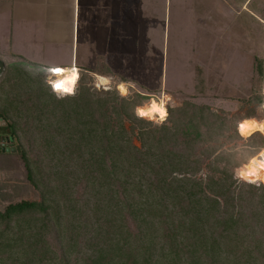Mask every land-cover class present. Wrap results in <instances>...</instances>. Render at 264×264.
<instances>
[{
    "label": "trees",
    "instance_id": "1",
    "mask_svg": "<svg viewBox=\"0 0 264 264\" xmlns=\"http://www.w3.org/2000/svg\"><path fill=\"white\" fill-rule=\"evenodd\" d=\"M7 66L0 72V120L18 151L0 154V173L22 165L40 200L0 210V264H264V187L244 191L225 168L210 164L205 167L218 176L197 177L199 155L169 144L174 124L146 127L134 116L144 105L137 99L148 97L91 93L79 86L81 73L75 95L58 100L47 84L50 68L24 60ZM20 74L43 77L35 110L46 126L57 119V129L43 130L42 139L50 177L60 185L37 177L33 149L21 143L28 125L12 121L13 100L1 99L5 83ZM192 119L180 129L187 147L201 137ZM79 181L86 199L71 200V184ZM58 194L62 202L54 199ZM51 230L60 253L47 240Z\"/></svg>",
    "mask_w": 264,
    "mask_h": 264
},
{
    "label": "rangeland",
    "instance_id": "2",
    "mask_svg": "<svg viewBox=\"0 0 264 264\" xmlns=\"http://www.w3.org/2000/svg\"><path fill=\"white\" fill-rule=\"evenodd\" d=\"M242 1L244 0H235L236 3ZM257 1L253 0L249 9H252ZM12 5L14 3L11 0H0L1 73L7 70L8 64H14L23 58L30 64L39 63L38 65L50 69L55 66L73 67L75 63L72 60V48L73 45L76 47L77 39L78 65L75 67L79 70L81 67L85 68V65L100 69L102 56L93 58L89 55L88 29L85 26L89 13L88 16L87 12L84 14V8H80L79 23L73 28L74 0L65 1V8H60L63 14L47 12L45 8L40 7L30 8L29 5L25 8L20 4L18 16L19 13L27 14L28 22L21 24V33L13 45L11 36L15 32H10ZM207 7L210 9L208 26L204 23V16L201 18L203 12L204 15L207 13ZM215 7H222L221 2L134 0L129 4L114 7L113 25L107 39V62L103 60L102 64L108 69L116 70L114 77H111L113 81L108 88L97 87L93 85L94 74L79 70L80 74L82 73L79 86L89 88L91 93L116 91L123 97L139 94L148 97L145 100L137 99V102L144 105L152 99L159 101L162 96H168L166 110L173 111L163 122L141 118L135 112L134 116L144 121L146 127H171L174 124L172 131L176 132V136L174 139L169 137V144H174L179 150L192 149L193 153L199 155L202 170L197 177H217L218 173H210L205 167L210 164L220 169L225 168L244 191L251 187L260 189L264 187V183L241 182L234 178L233 173L241 169L248 159L257 155L264 146L263 134L256 133L249 138H242L237 132L239 122L246 117L264 121V110L260 107L264 103V24L257 20L255 25L249 27V34L241 30L242 39L240 47H237L227 31L219 38L220 34L216 32ZM103 15L104 10L99 9L97 20L103 18ZM231 17L230 14V23L233 19ZM240 19L245 20V15ZM225 25L228 26L227 23ZM97 26L94 37L98 42L97 50L101 52L104 38L108 35L106 36L102 26L99 27V23ZM247 36H250V39ZM14 52L21 54L23 58L16 56ZM145 68H148V71H145ZM26 77L31 78L27 80ZM37 77L39 76L36 74H20L13 80L10 78L13 83H5L1 99L13 100L12 121L19 122L20 128L25 123L28 125L26 133L21 134V143L26 149H33L29 157L38 162L40 173L37 177L51 182L50 186L60 185L62 181L58 176L50 177L51 161L50 157L46 156L42 139L43 130L53 132L57 129V119H49L50 126H46L47 120L35 110L38 103L37 90L40 87L45 88V85L41 84L43 77ZM0 78L3 79L1 75ZM119 83L126 84V95H121L118 91L116 85ZM139 84H145L146 87ZM0 104L2 105V102ZM46 111V108H42V113ZM190 117H193L192 121L197 125L201 137L187 147L181 143L180 129ZM36 119H40V122ZM126 125L128 126L127 123ZM135 132H138V128H135ZM161 135L162 133H157V136ZM56 161L52 162V165L57 164L53 171L60 168L59 161ZM25 174L22 165L17 166L7 176L0 173L4 176L0 179L1 211L10 203L40 200V192L31 186ZM83 186L80 181L76 185L71 184L68 198L86 199L81 195ZM53 197L56 201H63L60 194ZM47 240H50L53 248L60 253L61 244L55 230H51Z\"/></svg>",
    "mask_w": 264,
    "mask_h": 264
},
{
    "label": "crops",
    "instance_id": "3",
    "mask_svg": "<svg viewBox=\"0 0 264 264\" xmlns=\"http://www.w3.org/2000/svg\"><path fill=\"white\" fill-rule=\"evenodd\" d=\"M14 5L11 6V11H10V19H11V24H10V32H15L12 36H11V42L12 45L16 42L17 36L19 35V33H21L20 26L22 23H27L28 22V17L27 14L25 15H20L18 16V12H19V6L20 4L23 5L25 8H27L26 6H30L36 8H45L47 10V12H54L55 14L60 13L63 14V12L60 10L61 7H64V3L66 0H11ZM134 0H74V7H73V28L76 25V23H79L80 20V8H84V14L87 12V16L89 13V17H87L88 21L85 23L86 28L88 29V50H90V54L92 55L93 58H95L96 56H102L100 58H102V64H103V60L104 62H107V46L109 45V41L107 40L108 37H110L108 35V32L111 31L112 29V23H113V8L114 7H120L122 6L124 3L129 4L130 2H132ZM221 2L222 7L220 8H216L215 9V23H217V28H216V32H218V34H220V37L224 36V33L226 32L227 34L231 35V39L235 40L234 41V45H236L237 47H240V42L242 39L241 36V30L244 33H250L249 32V27L251 25H255L256 21L259 20L261 23L264 24V0H258L257 3L255 4V6L252 9H249V6L251 5L253 0H244L241 3L240 2H235V0H218ZM250 1V2H249ZM84 5V7H83ZM99 9H103L104 10V15L103 18H99L97 20V15H98V10ZM120 10L122 8H119ZM207 13L204 15V12L202 14V19L204 16V23L206 26L209 25V14H210V9L209 7L206 8ZM66 14V13H65ZM230 14L232 15L231 18L232 19V23H230L228 21V17L230 16ZM243 15H245V20L244 19H240ZM67 16V15H66ZM227 18V21H225V19ZM235 18L237 20H235ZM209 19V20H208ZM240 19V21L238 20ZM64 20L66 21V18L64 16ZM99 21V22H98ZM229 22V23H228ZM99 23V27L102 26L105 30L106 33V38H104V44L101 47V52H98V42H97V38L94 37V34L98 28L97 24ZM225 23H227L228 26L225 25ZM229 28V29H226ZM248 28V30L246 29ZM22 35V34H21ZM8 37H9V33H8ZM250 36H247L248 39ZM6 41V39H5ZM78 50H79V46H78V39H77V44L76 47L75 45H73L72 48V60L75 63V66H77V62H78ZM239 51V50H238ZM14 54L20 58H23L21 56V54L14 52ZM75 58V60H74ZM99 58V59H100ZM19 60H24L27 62L26 59H19ZM39 64V63H38ZM100 65V69L97 70L96 67L95 68H91V67H87L85 65H83L85 68H79V70L83 73H92L94 75H102V74H97L96 72H107L109 73L111 76H105V77H114V74H116V70L114 69H108L103 65ZM55 67H60V66H55ZM52 67V68H55ZM64 68H68V66H64ZM145 71H148V68L144 69ZM104 76V75H102ZM142 85L143 87H146V85L144 84H139ZM162 86V84H161ZM6 124L4 122H2L0 120V137H6V138H10L8 135V131L5 128ZM2 175V174H1ZM0 175V179H2V177Z\"/></svg>",
    "mask_w": 264,
    "mask_h": 264
},
{
    "label": "clouds",
    "instance_id": "4",
    "mask_svg": "<svg viewBox=\"0 0 264 264\" xmlns=\"http://www.w3.org/2000/svg\"><path fill=\"white\" fill-rule=\"evenodd\" d=\"M78 68L70 67L67 69H60L55 71L53 76L55 82L49 86L52 89L54 95L57 98H64L66 95H75V86L78 80ZM106 82L104 80L101 81ZM169 103V97L162 96L159 99L158 106L153 104L148 111H139L137 115L139 117H152L158 116L160 122H163L167 117L166 105ZM264 109V103L260 105ZM238 130L241 136L251 134L252 131L264 132V121H245L240 123ZM234 178L241 182H247L252 184L264 183V150L259 151L257 156L248 161L242 169H239L233 173Z\"/></svg>",
    "mask_w": 264,
    "mask_h": 264
},
{
    "label": "bare ground",
    "instance_id": "5",
    "mask_svg": "<svg viewBox=\"0 0 264 264\" xmlns=\"http://www.w3.org/2000/svg\"><path fill=\"white\" fill-rule=\"evenodd\" d=\"M77 68V67H76ZM54 69H56V71H60V69L62 70V69H67V68H64V67H55ZM78 78H79V75H80V72L78 71ZM94 79H95V83L93 84L94 86H97V87H101V88H108L110 85H111V83H112V81H113V78H111V77H105V76H101V75H95L94 76ZM102 80H104V81H106V82H101ZM55 82V81H54ZM53 82V83H54ZM116 87H117V89H118V91H120V93H121V95H126L127 94V86H126V84H124V83H119V84H117L116 85ZM165 96V95H164ZM168 97V96H167ZM158 102L159 101H156V100H154V99H152V100H150L147 104H145V105H143V106H139V107H137L136 108V110H135V113H136V115H137V113L139 112V111H148V110H150V108H151V106L153 105V104H157V106H158ZM264 110V109H263ZM138 116V115H137ZM141 118H146V119H149V120H156L157 119V121H160L159 120V117L158 116H155V115H153L152 117H141ZM165 120V119H164ZM245 121H257V120H255V119H253V118H249V119H243V120H241L240 122H239V124L240 123H243V122H245ZM239 124H238V126H239ZM238 126H237V132H238V134L240 135V133H239V130H238ZM256 133H261V134H263V136H264V132H262V131H252L251 132V134H249V135H246V136H241L242 138H249V137H251L252 135H254V134H256ZM262 150H264V146H263V148H262ZM255 156H257V155H253V156H251L249 159H248V161L250 160V159H252L253 157H255ZM248 161H247V163H248ZM246 163V164H247ZM245 164V165H246ZM243 168V167H242ZM241 168V169H242Z\"/></svg>",
    "mask_w": 264,
    "mask_h": 264
},
{
    "label": "water",
    "instance_id": "6",
    "mask_svg": "<svg viewBox=\"0 0 264 264\" xmlns=\"http://www.w3.org/2000/svg\"><path fill=\"white\" fill-rule=\"evenodd\" d=\"M11 139L6 137H0V154L1 153H14L18 151L16 147L11 146Z\"/></svg>",
    "mask_w": 264,
    "mask_h": 264
},
{
    "label": "built area",
    "instance_id": "7",
    "mask_svg": "<svg viewBox=\"0 0 264 264\" xmlns=\"http://www.w3.org/2000/svg\"><path fill=\"white\" fill-rule=\"evenodd\" d=\"M75 67V66H74ZM56 71V69H54V68H51L50 69V77H48V79H47V84H48V86L51 84V83H53L54 81H55V77L53 76V74L52 73H54ZM50 87V86H49ZM50 89H51V87H50ZM51 91H52V89H51Z\"/></svg>",
    "mask_w": 264,
    "mask_h": 264
}]
</instances>
